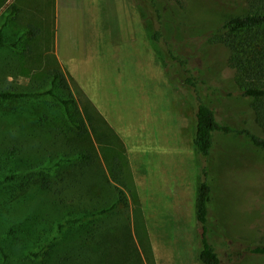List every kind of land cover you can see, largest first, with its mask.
Masks as SVG:
<instances>
[{"label":"rangeland","instance_id":"obj_1","mask_svg":"<svg viewBox=\"0 0 264 264\" xmlns=\"http://www.w3.org/2000/svg\"><path fill=\"white\" fill-rule=\"evenodd\" d=\"M144 1L0 0V92L25 95L12 101L0 98V241L10 262L201 264L194 212L204 164L192 145L195 102L184 87L189 70L199 77V95L209 103L218 124L230 130L215 134L209 162L213 195L219 197L209 213L211 243L222 264H264V258L247 255L248 248L264 244V156L242 134L256 132L250 101L234 88L228 52L215 44L214 36L226 19L246 14L247 3L163 0L158 4L163 22H171L169 7L176 5L187 16L179 17L182 22L204 25L193 28L190 39L182 42L185 70L170 59L163 44L172 50L177 47L170 28L161 44L151 39L161 19ZM161 3H166L165 9ZM57 4L66 7L61 13L64 10L70 19L83 13V22L61 24L59 45L72 59L55 54ZM13 8L20 10L14 14L19 18L3 27L6 18H15ZM29 26L40 33L32 40L33 52L25 55V39L16 49L11 45ZM56 67L82 115L86 104L95 115L96 133L88 129L83 141L67 134L61 107L45 94L50 89L47 71ZM11 121L19 122L21 131H12ZM36 125L49 126L52 133L46 137L58 136L56 144L33 132ZM74 135L75 142L70 143L74 148L65 146L62 140ZM23 139L41 142L45 148L33 156ZM78 152L93 156L96 178L93 185L87 177H79V184L75 180V186L66 187L62 178L81 174L80 166H71L78 161ZM111 163L123 173L121 190L127 203L114 209L117 194ZM10 174L13 180L6 181ZM41 180L60 190L58 198L64 201L58 207L52 205L54 193L43 191ZM73 219L78 221L67 223ZM218 226L233 243L219 237ZM11 227L14 234L8 235ZM35 253L37 259L30 257Z\"/></svg>","mask_w":264,"mask_h":264},{"label":"trees","instance_id":"obj_2","mask_svg":"<svg viewBox=\"0 0 264 264\" xmlns=\"http://www.w3.org/2000/svg\"><path fill=\"white\" fill-rule=\"evenodd\" d=\"M145 2L144 0H142ZM163 0H147L145 3L146 8L152 9L156 14V18L161 19L159 22V29L152 32L151 39L156 44H161L165 30L170 28L171 39H176L177 47L171 49L166 42L163 44L168 47L167 52L170 59L177 61L182 65V68L187 70L185 56V49L182 42H186L192 36L194 32L193 28L203 27V24L199 26H188L187 22H182L181 20L187 18L186 15H182L179 11V7H169L172 11L171 16H169L171 22H163L162 15L159 9H157L158 4ZM247 3V13L241 16L231 17L226 19L221 26L217 29L214 36L216 37V43L223 46L227 52V67L233 72V86L239 91L243 99L250 101L249 111L252 116L253 124L256 129L252 132H242L245 134L250 142L261 151L264 156V0H245ZM166 3H161V6ZM165 9V6H162ZM161 7V10H162ZM168 8V7H167ZM181 8V7H180ZM12 16L15 18H6V22L3 27L8 26V22L12 19H18L19 14L17 8H13ZM181 17V20L179 19ZM189 18V17H188ZM191 18V17H190ZM38 29V31H36ZM34 29L29 26L27 30L18 37L16 42H13L11 47L13 49L18 48V43L25 39L23 53L28 55L33 52L34 45L32 40H34L38 33H40L39 28ZM203 29V28H200ZM191 31L186 34L187 31ZM179 42V44H178ZM3 44L2 31H0V47ZM169 60V59H168ZM184 81V87L190 90L194 96L195 109H194V126L192 134V145L195 150L196 155L200 158L204 166H202L201 180L198 185L196 199H195V221L197 224V235L199 244L198 259L201 264H222L221 258L215 249L213 243H211V232L209 229V213L211 206L214 201L217 200L214 193V181L210 176L209 172V162L211 160L214 145H215V134L219 131L224 133H230V130L226 127H222L218 124L214 111L200 95H199V77L192 75V73ZM47 78L50 81V89L45 92V94L52 99H54L61 107L65 119L69 128L68 133H73L76 135L77 139L83 141L84 136H88V129L95 131L96 133V123L95 115L90 112V107L88 104L84 109V116L80 111L73 94L71 93L69 84L59 68H53L47 71ZM24 94L11 93V92H0V98L3 101H12L24 97ZM8 127L14 131H21L22 127L19 122L11 121ZM33 132H37L40 135L51 134L52 130L49 126L36 125L32 128ZM32 132V133H33ZM42 132L44 134H42ZM37 133H35V138H38ZM241 134V133H240ZM75 135L68 138L69 140L63 139L62 142L67 147H72L70 143L75 142ZM47 142L50 144H56L58 136L55 139H50L46 137ZM104 139L101 137V140ZM29 145L27 152L33 156L37 155L39 150L44 147L41 142L24 140ZM36 143V145L34 144ZM71 143V144H72ZM24 146L25 143L23 142ZM17 148L11 149V153L15 154ZM42 151V150H41ZM78 161L73 163L71 166H80L79 172L81 174L75 176H69L68 178H62L65 182L66 187H71L74 185L76 179L79 177H87L88 183H94L96 178L95 171L97 170L96 164H94V158L89 152H78ZM69 164L68 162H65ZM88 168V169H87ZM86 170L88 171V176L85 175ZM122 171L117 163H111L110 165V178L115 185V193L117 194V202L113 205V209L117 206H126V198L121 190L123 184ZM73 177V178H72ZM14 178L13 174L5 177L6 181H12ZM46 179V178H45ZM69 179V180H67ZM67 180V181H66ZM79 180H76V184H79ZM40 185L46 195H51L53 197L52 205L58 207L60 203L64 200L58 198L61 193L58 188H53L54 184L49 180H41ZM81 185V184H80ZM93 185V184H92ZM75 186V185H74ZM54 189V190H53ZM216 205V204H215ZM48 206V203L42 209L44 210ZM106 212H103V215ZM102 215V214H101ZM78 220H69L67 223H74ZM61 228V227H60ZM219 237H223L225 243H233V239L229 234L223 235L220 232V227L218 226ZM14 234L13 227L10 228L8 235ZM102 238H106V235ZM248 254L255 257L264 258V244L256 245L253 248L247 249ZM30 257L33 259L38 257V254H31ZM0 264H14L9 261V256L6 253L3 246H1L0 241ZM113 262V261H112Z\"/></svg>","mask_w":264,"mask_h":264},{"label":"crops","instance_id":"obj_3","mask_svg":"<svg viewBox=\"0 0 264 264\" xmlns=\"http://www.w3.org/2000/svg\"><path fill=\"white\" fill-rule=\"evenodd\" d=\"M66 7H63V5H56L55 8V20H54V27H55V54L59 59H72L70 56L67 55V51H63L62 46L59 45V41H61V37L59 36L60 31H61V24L63 22H83V18L81 19L80 15H83V13H78V16L76 18L70 19L68 15L64 16L65 11L61 13V9H64ZM82 11V10H81ZM61 35L63 37L62 31ZM67 48V47H65ZM66 53V55H65Z\"/></svg>","mask_w":264,"mask_h":264}]
</instances>
